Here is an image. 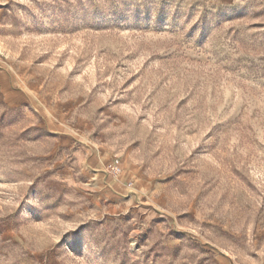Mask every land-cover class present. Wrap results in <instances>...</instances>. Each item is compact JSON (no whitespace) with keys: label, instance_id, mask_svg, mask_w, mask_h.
Instances as JSON below:
<instances>
[{"label":"rangeland","instance_id":"1","mask_svg":"<svg viewBox=\"0 0 264 264\" xmlns=\"http://www.w3.org/2000/svg\"><path fill=\"white\" fill-rule=\"evenodd\" d=\"M0 71V264H264V0H0Z\"/></svg>","mask_w":264,"mask_h":264},{"label":"built area","instance_id":"2","mask_svg":"<svg viewBox=\"0 0 264 264\" xmlns=\"http://www.w3.org/2000/svg\"><path fill=\"white\" fill-rule=\"evenodd\" d=\"M109 171L111 174L117 175L121 171V168L119 166H112Z\"/></svg>","mask_w":264,"mask_h":264},{"label":"crops","instance_id":"3","mask_svg":"<svg viewBox=\"0 0 264 264\" xmlns=\"http://www.w3.org/2000/svg\"><path fill=\"white\" fill-rule=\"evenodd\" d=\"M3 73H4L3 71H0V76H1V77H3Z\"/></svg>","mask_w":264,"mask_h":264}]
</instances>
